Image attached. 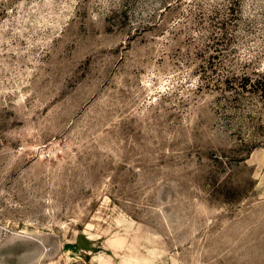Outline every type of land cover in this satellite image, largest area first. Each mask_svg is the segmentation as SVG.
<instances>
[{
	"label": "rangeland",
	"instance_id": "1",
	"mask_svg": "<svg viewBox=\"0 0 264 264\" xmlns=\"http://www.w3.org/2000/svg\"><path fill=\"white\" fill-rule=\"evenodd\" d=\"M259 80L264 0H0V264H264Z\"/></svg>",
	"mask_w": 264,
	"mask_h": 264
},
{
	"label": "trees",
	"instance_id": "2",
	"mask_svg": "<svg viewBox=\"0 0 264 264\" xmlns=\"http://www.w3.org/2000/svg\"><path fill=\"white\" fill-rule=\"evenodd\" d=\"M258 89H260V91L264 92V84L260 80L258 81ZM262 96L264 97V93L262 94Z\"/></svg>",
	"mask_w": 264,
	"mask_h": 264
}]
</instances>
